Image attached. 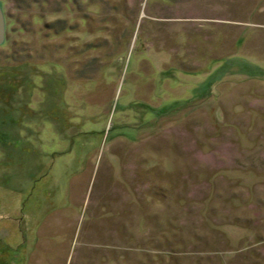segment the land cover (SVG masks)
Instances as JSON below:
<instances>
[{
    "label": "rangeland",
    "instance_id": "1",
    "mask_svg": "<svg viewBox=\"0 0 264 264\" xmlns=\"http://www.w3.org/2000/svg\"><path fill=\"white\" fill-rule=\"evenodd\" d=\"M0 4V264H264V0Z\"/></svg>",
    "mask_w": 264,
    "mask_h": 264
},
{
    "label": "water",
    "instance_id": "2",
    "mask_svg": "<svg viewBox=\"0 0 264 264\" xmlns=\"http://www.w3.org/2000/svg\"><path fill=\"white\" fill-rule=\"evenodd\" d=\"M6 36V23H5V14L0 6V43H3Z\"/></svg>",
    "mask_w": 264,
    "mask_h": 264
},
{
    "label": "trees",
    "instance_id": "3",
    "mask_svg": "<svg viewBox=\"0 0 264 264\" xmlns=\"http://www.w3.org/2000/svg\"><path fill=\"white\" fill-rule=\"evenodd\" d=\"M0 6H1V4H0ZM2 7V6H1ZM5 23H6V19H5Z\"/></svg>",
    "mask_w": 264,
    "mask_h": 264
}]
</instances>
